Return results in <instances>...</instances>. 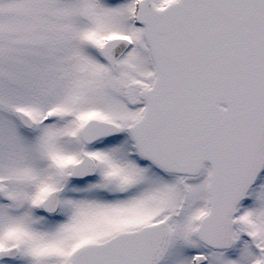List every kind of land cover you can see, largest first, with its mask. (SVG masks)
Returning a JSON list of instances; mask_svg holds the SVG:
<instances>
[{
    "label": "snow or ice",
    "instance_id": "6c2138e0",
    "mask_svg": "<svg viewBox=\"0 0 264 264\" xmlns=\"http://www.w3.org/2000/svg\"><path fill=\"white\" fill-rule=\"evenodd\" d=\"M0 264H264V0H0Z\"/></svg>",
    "mask_w": 264,
    "mask_h": 264
}]
</instances>
